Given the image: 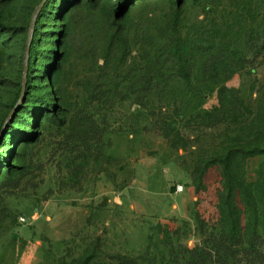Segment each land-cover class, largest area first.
I'll use <instances>...</instances> for the list:
<instances>
[{"label": "rangeland", "instance_id": "374dc122", "mask_svg": "<svg viewBox=\"0 0 264 264\" xmlns=\"http://www.w3.org/2000/svg\"><path fill=\"white\" fill-rule=\"evenodd\" d=\"M119 1L0 0V264H187L205 244L206 264H264V0H123L118 17Z\"/></svg>", "mask_w": 264, "mask_h": 264}, {"label": "trees", "instance_id": "16d2710c", "mask_svg": "<svg viewBox=\"0 0 264 264\" xmlns=\"http://www.w3.org/2000/svg\"><path fill=\"white\" fill-rule=\"evenodd\" d=\"M95 2V0H91V3ZM124 1L120 0L116 6H114L113 11L115 12L118 17H120L124 12ZM47 5L45 8L41 11L40 17L43 15L44 11L47 9ZM93 5V4H92ZM4 35V34H3ZM38 39L39 37H35L32 41V44L29 48L30 52V58H32V61L30 62L29 69L32 68V64L35 62V56L38 50ZM218 50V49H217ZM215 51L213 53L209 54V57L205 60V64L207 65L206 61L209 59V63L207 65L209 73L214 74L216 70L220 67L226 69L229 68L231 63L229 62V58L231 57L229 55V52L227 49L222 48L219 49L218 51ZM216 53L215 55H213ZM211 58V59H210ZM174 67H177L179 72L184 74L187 78H191L192 75L194 74V67L192 64V61L194 62V58L191 57L190 54L185 52L184 49L182 48H173L169 59H168ZM30 74V73H29ZM23 91V88L21 89V93ZM16 104L14 105V107ZM229 155V160H220L221 164H223L224 169L222 171V175L224 176V187L225 191L221 194V206H220V211L223 219V225H227V229L229 231H226V228L222 229V236L220 235L219 238V245L218 248L221 249L224 248L227 251L230 252V254L234 255L235 252L232 250L231 247H223L222 243L223 242H228L229 241H234L237 240V238L243 236V232L241 231V217L238 215V195L241 189H244L245 186V177H240L237 178L236 175H245V165L243 163V159L240 157L239 159V154H245L243 149H239V147H229L228 151ZM247 154V153H246ZM206 168H199L197 170L196 175H204L206 172ZM196 180V177H195ZM201 182V178L198 179L197 183L199 184ZM200 185V184H199ZM264 218V214L262 215ZM239 221V222H238ZM228 233V234H227ZM227 234V236H226ZM230 239V240H229ZM231 243V242H230ZM238 243L242 245V242ZM251 249L254 251L255 246L252 245ZM234 252V253H232ZM190 259H188L187 264H206L208 254H209V249L207 245H203L195 250H190ZM92 258L90 256H86L83 258L80 263L81 264H89Z\"/></svg>", "mask_w": 264, "mask_h": 264}, {"label": "built area", "instance_id": "2783aa9c", "mask_svg": "<svg viewBox=\"0 0 264 264\" xmlns=\"http://www.w3.org/2000/svg\"><path fill=\"white\" fill-rule=\"evenodd\" d=\"M184 190V186L183 185H177V192H182Z\"/></svg>", "mask_w": 264, "mask_h": 264}, {"label": "water", "instance_id": "95a60500", "mask_svg": "<svg viewBox=\"0 0 264 264\" xmlns=\"http://www.w3.org/2000/svg\"><path fill=\"white\" fill-rule=\"evenodd\" d=\"M26 71H27V66H26ZM24 90H25V84H24V87H23V91H22V93L24 92Z\"/></svg>", "mask_w": 264, "mask_h": 264}]
</instances>
